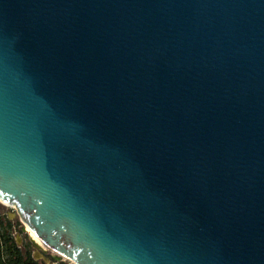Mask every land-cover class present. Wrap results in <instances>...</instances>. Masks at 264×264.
Returning <instances> with one entry per match:
<instances>
[{"label":"water","instance_id":"obj_1","mask_svg":"<svg viewBox=\"0 0 264 264\" xmlns=\"http://www.w3.org/2000/svg\"><path fill=\"white\" fill-rule=\"evenodd\" d=\"M0 200L45 264H264V0H0Z\"/></svg>","mask_w":264,"mask_h":264},{"label":"trees","instance_id":"obj_2","mask_svg":"<svg viewBox=\"0 0 264 264\" xmlns=\"http://www.w3.org/2000/svg\"><path fill=\"white\" fill-rule=\"evenodd\" d=\"M16 228L17 224L7 215L0 216V264H45L34 258L31 241L18 244L14 235Z\"/></svg>","mask_w":264,"mask_h":264},{"label":"rangeland","instance_id":"obj_3","mask_svg":"<svg viewBox=\"0 0 264 264\" xmlns=\"http://www.w3.org/2000/svg\"><path fill=\"white\" fill-rule=\"evenodd\" d=\"M7 215L8 217L11 218L12 221H14L15 224H17V228L14 231L15 238L18 242L19 245L31 241L33 239V234L30 230L26 228V226L21 222L19 215L17 213V209L14 205L7 204L0 200V216ZM46 251H47V256L51 257V255H55L56 253L49 249L48 247L44 246ZM35 247L31 246V251L32 253L34 252ZM41 260V259H39ZM63 264H74V262L70 260H66Z\"/></svg>","mask_w":264,"mask_h":264},{"label":"bare ground","instance_id":"obj_4","mask_svg":"<svg viewBox=\"0 0 264 264\" xmlns=\"http://www.w3.org/2000/svg\"><path fill=\"white\" fill-rule=\"evenodd\" d=\"M26 228L28 229V227L26 226ZM29 230V229H28ZM32 234H33V239L38 243V245L41 247V248H43V249H45V247L44 246H46L41 240H39L35 235H34V233L32 232ZM47 247V246H46Z\"/></svg>","mask_w":264,"mask_h":264},{"label":"built area","instance_id":"obj_5","mask_svg":"<svg viewBox=\"0 0 264 264\" xmlns=\"http://www.w3.org/2000/svg\"><path fill=\"white\" fill-rule=\"evenodd\" d=\"M55 255H57V254H55ZM66 260H68L67 258H65V257H63V256H61V259H60V263L61 264H63L64 262H66Z\"/></svg>","mask_w":264,"mask_h":264},{"label":"flooded vegetation","instance_id":"obj_6","mask_svg":"<svg viewBox=\"0 0 264 264\" xmlns=\"http://www.w3.org/2000/svg\"><path fill=\"white\" fill-rule=\"evenodd\" d=\"M9 219H11L10 217H8Z\"/></svg>","mask_w":264,"mask_h":264}]
</instances>
